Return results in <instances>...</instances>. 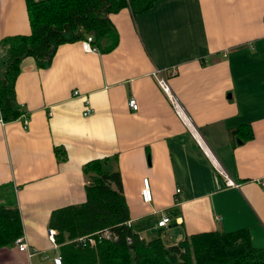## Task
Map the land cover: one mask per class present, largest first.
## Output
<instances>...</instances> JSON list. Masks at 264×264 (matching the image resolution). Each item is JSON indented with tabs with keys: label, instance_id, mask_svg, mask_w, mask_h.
I'll use <instances>...</instances> for the list:
<instances>
[{
	"label": "crops",
	"instance_id": "crops-1",
	"mask_svg": "<svg viewBox=\"0 0 264 264\" xmlns=\"http://www.w3.org/2000/svg\"><path fill=\"white\" fill-rule=\"evenodd\" d=\"M110 16L112 49L86 51L79 39L59 44L49 66L22 62L16 93L30 124L0 118V204L18 203L32 254L5 245L0 264H54L61 251L51 213L86 200L84 165L101 157L120 168L133 228L144 237L154 238L147 223L168 214L169 225L157 227L170 241L247 228L264 247V0H156ZM31 31L27 1L0 0V39ZM157 68L171 75L184 116ZM239 126L241 134L231 132Z\"/></svg>",
	"mask_w": 264,
	"mask_h": 264
},
{
	"label": "trees",
	"instance_id": "trees-1",
	"mask_svg": "<svg viewBox=\"0 0 264 264\" xmlns=\"http://www.w3.org/2000/svg\"><path fill=\"white\" fill-rule=\"evenodd\" d=\"M26 1L32 31L0 39V118L4 120L24 112L17 100L16 80L27 56L34 57L38 66H49L59 44L88 34L94 35L93 43L99 49H112L118 43V32L110 14L125 6L134 13L145 11L156 0ZM244 127L231 132L241 134ZM246 127V135L253 136ZM56 151L61 156L62 148L57 146ZM83 170L86 200L57 207L50 216L63 264H264V247L253 244L247 228L199 231L174 244L160 235L142 237L128 224L131 215L120 168L111 169L109 158L101 157L86 162ZM105 230L113 238H100ZM22 235L18 203L0 204V247L15 244ZM83 235L94 236L96 242L75 240Z\"/></svg>",
	"mask_w": 264,
	"mask_h": 264
},
{
	"label": "built area",
	"instance_id": "built-area-1",
	"mask_svg": "<svg viewBox=\"0 0 264 264\" xmlns=\"http://www.w3.org/2000/svg\"><path fill=\"white\" fill-rule=\"evenodd\" d=\"M93 41H94V35L93 34H88L86 37H84L82 39L83 47L86 51H100L99 47L96 44H94ZM153 74H154L158 84L160 85V87L171 98V100L174 102L178 111L184 116L183 109L180 106L176 97L174 96L170 82H169V76H171V75H166L164 73V71L162 69H159V68L155 69ZM74 94L79 95V94H81V92L78 89H76V90H74ZM129 105L135 110H137L139 108V102L135 96L130 97ZM92 110H93V106L89 103H86L83 114L88 115L92 112ZM20 118L23 119L24 125L26 127L30 124V118H29L28 112L24 111L22 113V115L20 116ZM225 177H226L227 184L234 185V186L238 185V183L234 179H232L226 172H225ZM180 191H181V188H177V192H180ZM142 196H143V199L147 202H150L153 199V193H152L148 178L144 179V187L142 189ZM175 199H176V202L181 201L179 194L176 196ZM170 221H171V217L168 214H163V216L158 221V225L161 227H167L169 225ZM128 224L132 225V220H129ZM113 236H114V234H112V232L110 230H105L104 232H101L99 234L100 238H113ZM51 237H52V240L55 241L54 230L51 231ZM87 239H89V241H91V242H96V238L92 235L79 236L75 240L78 242H82V243L84 242L85 243L87 241ZM15 244L21 250L28 251L29 254H32V250L29 249V244H28L27 240L25 239L24 235L18 237ZM54 264H63V256L61 253H58L54 257Z\"/></svg>",
	"mask_w": 264,
	"mask_h": 264
},
{
	"label": "rangeland",
	"instance_id": "rangeland-1",
	"mask_svg": "<svg viewBox=\"0 0 264 264\" xmlns=\"http://www.w3.org/2000/svg\"><path fill=\"white\" fill-rule=\"evenodd\" d=\"M205 146H206V144H205ZM157 221H158V218H155V220H152L149 223H147L148 227L150 228L151 234L154 237L158 236L160 234V231H161L160 228L157 227ZM135 227L136 228H138V227L142 228L140 224H135ZM160 236H162L166 240L165 242H167V243H170V242H172L173 244L177 243V241L175 242L174 240H172V241L168 240L169 239L168 237H170V233L165 231V230L162 231Z\"/></svg>",
	"mask_w": 264,
	"mask_h": 264
},
{
	"label": "bare ground",
	"instance_id": "bare-ground-1",
	"mask_svg": "<svg viewBox=\"0 0 264 264\" xmlns=\"http://www.w3.org/2000/svg\"><path fill=\"white\" fill-rule=\"evenodd\" d=\"M202 140V139H201ZM203 142V141H202ZM205 144V142H203ZM208 146V145H207ZM208 148V147H207ZM89 242V241H88Z\"/></svg>",
	"mask_w": 264,
	"mask_h": 264
},
{
	"label": "water",
	"instance_id": "water-1",
	"mask_svg": "<svg viewBox=\"0 0 264 264\" xmlns=\"http://www.w3.org/2000/svg\"><path fill=\"white\" fill-rule=\"evenodd\" d=\"M239 141H242L240 138L238 139Z\"/></svg>",
	"mask_w": 264,
	"mask_h": 264
}]
</instances>
